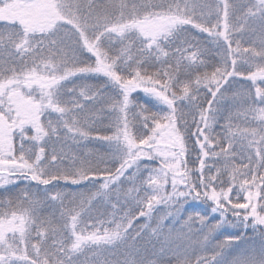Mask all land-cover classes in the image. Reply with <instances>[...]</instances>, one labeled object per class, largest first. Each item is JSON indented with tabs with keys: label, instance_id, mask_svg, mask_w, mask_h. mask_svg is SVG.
Instances as JSON below:
<instances>
[{
	"label": "snow or ice",
	"instance_id": "6c2138e0",
	"mask_svg": "<svg viewBox=\"0 0 264 264\" xmlns=\"http://www.w3.org/2000/svg\"><path fill=\"white\" fill-rule=\"evenodd\" d=\"M0 264H264V0H0Z\"/></svg>",
	"mask_w": 264,
	"mask_h": 264
},
{
	"label": "trees",
	"instance_id": "16d2710c",
	"mask_svg": "<svg viewBox=\"0 0 264 264\" xmlns=\"http://www.w3.org/2000/svg\"><path fill=\"white\" fill-rule=\"evenodd\" d=\"M85 143L88 144V149L92 150L93 152H95V151H103L102 146L96 141L85 142Z\"/></svg>",
	"mask_w": 264,
	"mask_h": 264
}]
</instances>
